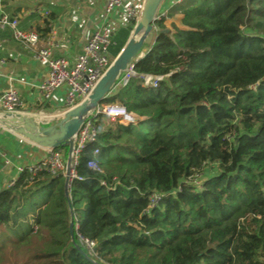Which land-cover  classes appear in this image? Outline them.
I'll return each instance as SVG.
<instances>
[{
	"label": "trees",
	"instance_id": "16d2710c",
	"mask_svg": "<svg viewBox=\"0 0 264 264\" xmlns=\"http://www.w3.org/2000/svg\"><path fill=\"white\" fill-rule=\"evenodd\" d=\"M156 26L134 70L162 78L102 101L139 122L92 117L72 215L63 174L24 171L0 190V264H264V0H185Z\"/></svg>",
	"mask_w": 264,
	"mask_h": 264
},
{
	"label": "built area",
	"instance_id": "2783aa9c",
	"mask_svg": "<svg viewBox=\"0 0 264 264\" xmlns=\"http://www.w3.org/2000/svg\"><path fill=\"white\" fill-rule=\"evenodd\" d=\"M185 0H177L176 4H180ZM142 5L136 0H107L104 7V13L100 19L99 25L86 38L81 52L75 58L67 56H55L53 49L59 46L58 32L52 30L47 36L41 39L38 31L34 29H23L20 26L19 19L13 17L4 9L0 10V28L11 29L16 40L30 45H35L42 41V46L35 51V57L40 61L47 63L48 73L46 79L41 82L37 89L41 95V105L44 106L54 96L57 89L66 86V95L64 99V111L50 113L45 111L33 112L27 114L34 116L43 124L56 117H60L66 110L76 106L83 101L91 92L95 84L99 81L105 71L112 63L111 46L114 44L115 33L126 26L138 20ZM49 12L45 11V15ZM167 12H160L157 19L165 17ZM3 42L0 41V48ZM148 49V46H147ZM5 60L0 58V74ZM140 76L144 85L157 86L162 76H154L150 74H137L134 65H130L119 79L117 86L125 84L131 77ZM24 102L19 91L11 88L0 95V112L2 113H26L23 110ZM96 114L104 115L108 121L122 123V120L128 122L139 119L140 117L134 112H129L126 107L121 104H101L83 123L78 134L75 136V146L72 153L73 177H77L75 166L78 163V157L86 143L95 140L97 135V126L94 123L93 116ZM43 115V118L40 116ZM45 155L34 164L19 165L16 167L17 176L28 171L32 176L37 172L46 170L53 175L64 174L66 170L67 156L64 149L61 148H44ZM98 151L94 152V155ZM9 162V161H7ZM89 167L98 168V163L93 157L88 162ZM15 177L8 186L15 183ZM104 183V182H103ZM158 195H151V203L155 204ZM80 242L86 247L89 254H95L96 241L84 238L79 235Z\"/></svg>",
	"mask_w": 264,
	"mask_h": 264
},
{
	"label": "crops",
	"instance_id": "0c3cea01",
	"mask_svg": "<svg viewBox=\"0 0 264 264\" xmlns=\"http://www.w3.org/2000/svg\"><path fill=\"white\" fill-rule=\"evenodd\" d=\"M107 0H0V10L4 9L19 19L23 29H34L41 39L52 30L58 32V44L53 49L57 57L75 58L82 50L86 38L99 25ZM143 4L144 0H136ZM177 0H164L160 12H167ZM45 11L49 14L45 15ZM179 13L166 17V25L178 23ZM90 21L87 36L82 40V32ZM120 30V29H119ZM118 30V31H119ZM0 58L5 60L0 74V95L11 88L19 91L27 112L45 111L58 113L64 109L67 87L57 89L51 100L41 105V95L37 86L46 79L47 63L35 57V51L43 44H25L16 40L11 29L0 28ZM39 111H38V110ZM43 118V115L40 116ZM45 155V149L19 135L0 127V190L8 187L17 177L16 167L31 165ZM9 161V162H7ZM10 168L5 169L7 165Z\"/></svg>",
	"mask_w": 264,
	"mask_h": 264
},
{
	"label": "water",
	"instance_id": "95a60500",
	"mask_svg": "<svg viewBox=\"0 0 264 264\" xmlns=\"http://www.w3.org/2000/svg\"><path fill=\"white\" fill-rule=\"evenodd\" d=\"M164 0H144L140 15L128 39L120 52L113 59L111 65L95 84L88 96L76 106L66 110L60 117L51 119L47 124L41 123L34 116L27 113H2L0 112V127L23 137L24 139L43 148H68V157L65 177V196L68 200L72 215L69 187L72 179V153L75 146V136L78 134L83 123L92 115L102 101L117 87L119 79L130 65L140 60L147 52V46L151 43L157 30V15L160 13ZM90 21L83 28L82 40L88 33ZM169 28L163 31H168ZM138 123L139 119L131 121ZM11 165H7L8 170ZM69 231L72 241L74 240V220L71 217ZM83 255L86 252L76 244Z\"/></svg>",
	"mask_w": 264,
	"mask_h": 264
},
{
	"label": "rangeland",
	"instance_id": "374dc122",
	"mask_svg": "<svg viewBox=\"0 0 264 264\" xmlns=\"http://www.w3.org/2000/svg\"><path fill=\"white\" fill-rule=\"evenodd\" d=\"M139 4L140 5H142V3L141 2H139ZM168 25L171 27V23H168ZM127 27H125V28H121L120 30H119V32L116 34V40L118 41H120V43L123 41V39H124V37H125V35H126V33H127ZM118 41V42H119ZM113 56V55H112ZM115 57H113L112 58V60L114 59ZM24 108H27V107H23V109ZM38 110V109H37ZM39 111V110H38ZM64 111V109L62 110V112ZM63 114V113H62ZM56 118H58V117H56ZM209 169V168H208Z\"/></svg>",
	"mask_w": 264,
	"mask_h": 264
},
{
	"label": "bare ground",
	"instance_id": "6f19581e",
	"mask_svg": "<svg viewBox=\"0 0 264 264\" xmlns=\"http://www.w3.org/2000/svg\"><path fill=\"white\" fill-rule=\"evenodd\" d=\"M122 122L128 123V120H122Z\"/></svg>",
	"mask_w": 264,
	"mask_h": 264
}]
</instances>
